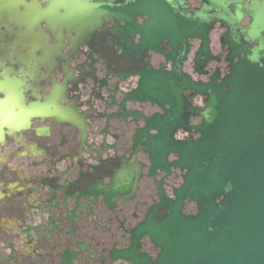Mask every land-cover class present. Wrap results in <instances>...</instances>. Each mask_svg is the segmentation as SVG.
Returning a JSON list of instances; mask_svg holds the SVG:
<instances>
[{"label": "flooded vegetation", "instance_id": "1", "mask_svg": "<svg viewBox=\"0 0 264 264\" xmlns=\"http://www.w3.org/2000/svg\"><path fill=\"white\" fill-rule=\"evenodd\" d=\"M62 5L0 0V264L154 260L159 250L141 230L169 212L185 175L166 136L196 138L201 121L161 126L172 107L154 99L156 83L174 78L179 61L184 80L221 81L238 60H228V29L214 23L206 62L185 21L175 44V27L155 24L153 12L65 21ZM181 7L191 13L202 1Z\"/></svg>", "mask_w": 264, "mask_h": 264}, {"label": "water", "instance_id": "2", "mask_svg": "<svg viewBox=\"0 0 264 264\" xmlns=\"http://www.w3.org/2000/svg\"><path fill=\"white\" fill-rule=\"evenodd\" d=\"M202 7L184 13V0H63L68 20L106 17L129 21L155 13V24L175 27L171 41L178 44L184 21L186 33L201 41L200 54L210 60L209 32L214 23L228 29L223 42L230 48L229 61L238 60L221 81L209 83L183 79L179 61L174 78H158L160 105L172 109L161 126L185 127L190 116L197 135L187 141L166 136L175 166L185 171L175 190V201L160 219H151L141 233L159 250L155 259L129 255L133 264H264V0H201ZM55 16L54 7L47 10ZM247 15L249 24L241 26ZM190 96L184 100L183 91ZM203 107H191L193 98ZM185 109V114L181 110ZM159 127V126H158ZM185 202L195 213H185Z\"/></svg>", "mask_w": 264, "mask_h": 264}, {"label": "rangeland", "instance_id": "3", "mask_svg": "<svg viewBox=\"0 0 264 264\" xmlns=\"http://www.w3.org/2000/svg\"><path fill=\"white\" fill-rule=\"evenodd\" d=\"M193 207H194L193 205L187 204L186 207H185L186 212H188V213L191 212Z\"/></svg>", "mask_w": 264, "mask_h": 264}, {"label": "trees", "instance_id": "4", "mask_svg": "<svg viewBox=\"0 0 264 264\" xmlns=\"http://www.w3.org/2000/svg\"><path fill=\"white\" fill-rule=\"evenodd\" d=\"M195 213V208L193 207L192 211L189 212V214H194Z\"/></svg>", "mask_w": 264, "mask_h": 264}]
</instances>
